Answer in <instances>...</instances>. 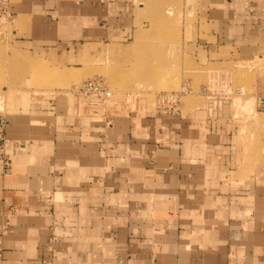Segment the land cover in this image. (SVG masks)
<instances>
[{
  "label": "crops",
  "instance_id": "obj_1",
  "mask_svg": "<svg viewBox=\"0 0 264 264\" xmlns=\"http://www.w3.org/2000/svg\"><path fill=\"white\" fill-rule=\"evenodd\" d=\"M132 2L5 0L32 52L121 38ZM200 2L213 61L264 60V0ZM5 121L0 264H264V153L243 171L228 122L74 117L54 103Z\"/></svg>",
  "mask_w": 264,
  "mask_h": 264
},
{
  "label": "rangeland",
  "instance_id": "obj_2",
  "mask_svg": "<svg viewBox=\"0 0 264 264\" xmlns=\"http://www.w3.org/2000/svg\"><path fill=\"white\" fill-rule=\"evenodd\" d=\"M132 8L134 28L108 44L32 52L11 34L6 3L0 0V119L36 121L53 103L74 117L170 116L156 110L157 94L187 87L182 115L228 122L242 147L243 171L255 165L264 153V110L257 106L264 96L257 81L264 60L222 55L213 61L198 45L204 36L197 30L205 25L200 0H133ZM65 72L73 76L62 77ZM97 77L111 97L92 105V98L77 89ZM203 88L214 95L207 97Z\"/></svg>",
  "mask_w": 264,
  "mask_h": 264
},
{
  "label": "built area",
  "instance_id": "obj_3",
  "mask_svg": "<svg viewBox=\"0 0 264 264\" xmlns=\"http://www.w3.org/2000/svg\"><path fill=\"white\" fill-rule=\"evenodd\" d=\"M187 87H181L178 91L161 92L156 96L155 108L158 113L176 116L181 115L182 97L188 92ZM203 94L207 97H212L214 94L208 92L205 88L202 89ZM78 93L92 98V105H100L111 97V92L102 78H93L85 81L81 87L77 89ZM257 106L264 110V96L257 99ZM6 121L0 119V153L5 142L4 128Z\"/></svg>",
  "mask_w": 264,
  "mask_h": 264
},
{
  "label": "bare ground",
  "instance_id": "obj_4",
  "mask_svg": "<svg viewBox=\"0 0 264 264\" xmlns=\"http://www.w3.org/2000/svg\"><path fill=\"white\" fill-rule=\"evenodd\" d=\"M73 75H72V73H70V72H65L63 75H62V77H64V78H69V77H72Z\"/></svg>",
  "mask_w": 264,
  "mask_h": 264
}]
</instances>
